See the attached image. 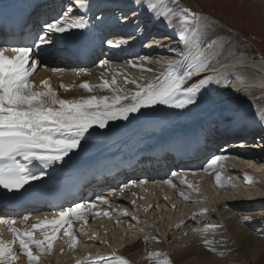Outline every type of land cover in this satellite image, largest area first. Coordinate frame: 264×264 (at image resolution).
I'll return each mask as SVG.
<instances>
[{
	"label": "snow or ice",
	"instance_id": "1",
	"mask_svg": "<svg viewBox=\"0 0 264 264\" xmlns=\"http://www.w3.org/2000/svg\"><path fill=\"white\" fill-rule=\"evenodd\" d=\"M173 3H178V0H173ZM134 6L141 9L142 13L148 14L150 21L163 22L161 21L163 17V20L168 22L167 27L176 31L183 45V51L178 53L180 60L163 62L167 64L164 72L147 85L137 84L139 90L131 94L123 93V90L117 88L112 90L111 97L91 95L86 99L64 100L58 97L48 81L41 82L44 89H47L45 91L34 87L30 80L40 62L38 57L41 54V46L51 45L53 49L55 48L54 39L58 38L50 34H63L72 29L85 30L88 28L89 20L86 17L92 9L90 0H70L69 4L65 5L62 17L55 18L53 22H46L43 25V35L37 34L31 46L12 49L17 53L15 56L11 58L5 56L4 49L0 48V188L20 196L46 191L50 187V181L53 180V175L47 169L54 162L64 161L65 157L70 159V154H77L75 150L81 146L82 140L86 142L85 134L94 125L103 129L109 121L128 120L129 114L134 113H139L140 118L149 121L154 119L152 113L157 111V105L183 110L195 104L198 94L211 82L227 87L228 79L219 73L204 76L184 87L194 74L203 72L209 67L208 59L203 58L204 53L199 49L211 50L217 43L216 40L207 42L202 39L210 27L206 22L207 17L187 7L180 8L178 12L171 8L161 11L156 0H134ZM73 12L81 14L76 19H69ZM174 16L180 19L178 28L171 23ZM97 20L102 23L101 17H97ZM83 34L80 33V35ZM108 43L110 47L119 46L113 45L111 41ZM157 46L164 47L162 44ZM193 46L198 50L194 61L190 57ZM44 51L47 52L46 49ZM216 54L213 53L212 56ZM106 63V61H100V66ZM157 63L161 62L157 61ZM125 82L136 84L135 80L129 81L127 78ZM110 83L115 85L116 79L113 78ZM110 83L104 80L98 86H91L84 82L79 87L92 92L94 87L109 88ZM235 90L239 91V89ZM142 109L151 111H142ZM257 119H261L259 114H257ZM18 158L26 163H21V159ZM219 159L221 157H213L208 162L205 171L213 170ZM245 180L251 182L247 175H245ZM215 181L222 186L218 171ZM165 183L171 185L172 181L168 180ZM179 195L185 202H190L188 196L183 193ZM97 200L104 205L109 203L104 197H97ZM95 207L96 204L89 201L76 203L60 211L58 219L45 221L46 224L54 227L51 235L41 233L43 239L34 238L31 231L16 234V229H10L15 234L14 239L11 243L0 241V264H14L17 255L13 252V245L17 241L19 250L26 256L28 264H39L41 254L52 250L61 229H63V235L70 238L69 247H75L77 238L72 232L73 219L86 224L87 220L81 213ZM209 211L214 210L202 209L193 213L187 220H195L197 215H204ZM126 214V212L121 213V215ZM104 215L108 216L109 213L104 212ZM28 218V216L23 217L25 221ZM133 219L135 220L136 217ZM180 226L182 225H177V228ZM32 227L38 229L44 227V224H34ZM214 227L216 226L206 223L203 228L193 229L194 233L201 235L205 247L213 252L216 251L212 248L213 241L207 239L204 233ZM130 230L135 229L130 226ZM81 233L83 234V228H81ZM94 240V236L89 238V242ZM148 240L149 238L145 237V242ZM151 240L159 242L157 237H152ZM101 243L106 244L107 241H101ZM157 255H159L157 252L148 253L149 258ZM77 264H129V261L112 253L108 257H100L87 262L78 261ZM159 264H171V262L165 259Z\"/></svg>",
	"mask_w": 264,
	"mask_h": 264
},
{
	"label": "bare ground",
	"instance_id": "2",
	"mask_svg": "<svg viewBox=\"0 0 264 264\" xmlns=\"http://www.w3.org/2000/svg\"><path fill=\"white\" fill-rule=\"evenodd\" d=\"M108 1L112 4H115L117 0L116 1H114V0H102V2H104V3H107ZM121 1H125V0H121ZM129 2L132 3L131 4V8L133 9L132 14H130L131 16L129 18H125L126 19L125 21L119 23V24H123V25L125 24L128 26V27H124L123 29H121L122 35L125 36L124 38H121L122 40L118 39V41H120V44H121L120 47L121 48L129 47L130 43L135 42L136 38L141 40L144 37L142 34H144L146 32L145 28L149 27L151 25L154 26L157 31L161 30L162 32H167L166 34H168V36H169L168 37V36H165L166 34L163 35V34L159 33L158 34L159 37L152 36V38H153L152 42H150V40L148 39L147 43H149V44H147L143 50L138 51V49L140 48L139 46H135L134 48H132L129 51V53L127 54V55H130L129 59L134 58L136 56L142 57L141 59L133 61L135 63H132V62L128 63L127 62V63H124L123 65H121L119 63L118 64H113V63L112 64H109V63L104 64V66H103V67H105L104 72H108L107 74L109 76H111L112 78H116L115 77V76H117L116 70L119 69L118 73L121 75H124L125 77H127V79H130V80L133 78H134V80L137 79V81L135 80L136 84L133 85L134 86L133 89H130L131 87L130 88L129 87L124 88L123 85H122V87L120 86L122 89L119 88V89L123 90V93L131 94V93H134L135 91H137L136 90V89H138L137 84L147 85L149 82H151V77H154L153 76L154 74H150L149 72L158 73L160 70L164 71L167 68L166 63H164V65L162 67L161 63H156V65H155L154 64L155 62H153L151 60H154V58H157L158 60H155V61L161 62L159 54L162 53L164 50H167V52H168L165 55V61L180 60L181 57L178 55V53L183 51V46H181L182 44L177 37L176 31L172 28L167 27L168 22L164 21L163 17H161V21H163V22L150 21V19L145 21L144 16H148V14L142 13L141 9H138L136 6H134V2H132V0ZM253 2L255 4H261L262 10H264V0H253ZM157 6L159 7V5H157ZM119 8L124 9L125 8L124 4L120 5ZM164 9L165 8H163V9L160 8L161 11H163ZM117 13L118 12H116L115 14H117ZM101 18H102V22L104 24L109 22V20H105L103 17H101ZM146 19H148V18H146ZM116 22L117 21H115L113 23V25H115ZM142 23H143V25H141ZM95 24L97 27V23H95ZM172 25L176 28L179 27L178 24L176 25V23L172 24ZM130 32L136 33L135 36H132L130 38V35H129ZM160 37H164V41L162 43L165 44L166 46L172 44L174 46L176 45V47L175 48L169 47L168 49H162V47L157 46L156 39L157 38L159 39ZM218 37H219V35H218ZM112 41H115V40L112 39ZM158 41H161V40H158ZM170 49H174L175 51H171ZM193 52H195V51H193ZM245 53L240 52V53L232 54L229 57L225 58V60H220L219 62L216 61L217 63L213 62L215 64H211L203 72H199V73L194 74L191 77V79L188 80L184 85V87H187L188 85H190L194 81H197L198 79H200L204 76L219 73L224 78L228 79L229 82H228L227 87H225L223 84L218 85L215 82H211L209 85H207L205 87L204 90H202V92L200 94H198L197 102L193 105H189L187 108H185L183 110L170 108V107L164 106V105H157L156 106L157 111L155 113H152V115L154 116V119L149 120V121H145V120H143V118H140L139 113H134V114H129L128 120L109 121L107 126L103 129H97L98 126H93V128H90L88 133L85 134L86 135V142L83 140L81 142L80 147L82 149L80 150L81 151L80 155L76 156V157L70 156L71 157L70 159H69V157L65 158L64 162L62 164V168L74 167L76 165L78 159L80 158V156L83 157L84 161L90 160L91 159L90 152H89L90 147H92L95 150H98L101 148L102 149L106 148V150L104 151L103 154H105L108 159H114L116 162H118V155L120 156V153H122L124 155H125V153L131 152V151H134L137 153V151L135 149H133V147L131 146V144L134 141L140 143L143 139H145L146 141L151 142L153 147L157 148L160 145V142L158 140L162 137L161 136V134L163 133L162 131L165 128V126H167V125H177L178 127L177 128L175 127V129L172 130L173 132H168V133H170V135L166 134L165 144L163 145V147H166V145H167L166 139L169 138L171 135L174 136V138H175L174 140H175V143L177 145L182 143V145L179 146V150H178V154L180 156H183L185 154L186 150L183 149L184 146H185V148L187 146L190 147V151L192 153H199L201 151V148L204 149L206 144L208 142H211L212 140H214L215 137L221 138V139L226 137L224 139V142H225L224 145H227V150H230V152H227V151H224L221 153L218 152L219 154L217 157H221V159H219L217 161V164L213 170L205 171V168L207 167L206 166L205 168H202L199 171H196L195 173L180 174V175H182V176H180V178L183 177L182 180L184 183L187 182V180H189L190 178H195V180H196L195 187L197 188V190L200 189L199 193H201V194H207L209 191H211L210 189H213L212 191H214L215 194H217V193L220 194L219 197H221V195H222V199H224L225 196H230V195H231V197L236 195V197H238V198H239V196L244 198L245 194H248L250 199L256 200V202L255 201L253 202L256 204H253L252 206H248L249 202L246 199L247 203L246 202L235 203V204H239L240 206L238 205V206L232 207V206H227V204H234V203L230 202V200H227L225 198L226 200L223 202V205H222V202L220 205L218 204L219 207L217 208V212L220 213V211H222V210L225 211V206L229 207L230 211L223 213L221 215V217L219 218V220H221V218H223L225 216L228 217V218H226L225 224L223 227L226 228L227 230H233L235 236L237 235V236L242 237V239H239L236 244H237L238 248L241 249L240 251L244 252L245 257L247 254H249L251 262L252 261L253 262L254 261L259 262L260 257H261L260 255L264 252V242L261 241L259 238H256L255 236L248 234V230H244V228H242L241 223H239V220L240 219L244 220V218H248L247 221H249V222L254 221L252 218L255 216L248 215L246 212L247 211L248 212L257 211V210H260V208H264L263 207V205H264L263 204L264 203L263 202L264 201V185H263L264 184V163H258L259 162L258 160H255L254 158L249 157V156H251L250 154H252L253 150H255V149L259 150V148L263 147L262 142L264 141V139H263L264 138V131H260V130H264V122H262V121H264V115L262 113H261L262 115H260L258 111L254 110L253 107L244 106L242 104H241V106L237 105L235 107H233L234 106V104H233V106H232L233 108H230L229 107L230 105H229L228 107L230 109L225 110L224 112L220 111V113H218L217 115H213L212 113H208L206 115L203 113V109L205 107H208L211 105L212 106L215 105L217 107V104H220L221 102H223L225 104L231 102V104H232L234 101L233 99L235 97L236 98L240 97L249 91H256L257 90V91H262L264 93V56L262 54H259V56L257 58H253L255 56L252 57L249 54H245ZM196 56H197V54H195V53L191 54L192 59H195ZM129 59H125V60H129ZM117 61H122V60H117ZM100 67L102 68V66H100ZM64 74H67V75H64ZM114 74H116V75H114ZM119 74H118V76H119ZM60 75L62 76V78L60 80H65L68 78L77 77V74L72 73V72H64V73L62 72V73H60ZM68 75H70V77H66ZM103 75H105V74H103ZM42 76H43L42 79L47 78L48 73L47 74L43 73ZM119 77H121V76H119ZM142 77H144V79H142ZM141 79H142V81H140ZM138 80H139V82H138ZM101 81H102L101 83H103L104 80H101ZM119 81H120V78H119ZM119 81L116 80L115 85H111V83L109 82L110 86H113V88L118 87L119 84L117 82H119ZM126 84H128V83H126ZM80 85H75L76 88L73 87V90L76 91L74 93V95L78 94L77 96L79 99L81 96L82 97L91 96V95H89L90 92L79 87ZM50 87L52 88L51 85H50ZM42 89L46 91V89H44L43 86H42ZM235 89H239V91H236ZM53 90H55V89H53ZM79 90H82V91H79ZM102 90H104V91L99 92V90H97V92H99V93H104V92L110 93L109 97H111L113 95V91L111 88H108V89L105 88ZM78 92H80L81 94ZM60 99H62V98H60ZM63 99H65V98H63ZM73 100H75V98ZM235 102H236L235 104H237V100ZM124 103H127V101H124ZM142 111L150 112L151 110L150 109L149 110L142 109ZM195 112H198L199 114H201V115H199V117L200 116H202V117L201 118H199V117L192 118L194 116L193 113H195ZM257 114H259L261 119H257ZM195 115H197V114L195 113ZM218 117H222V118L220 119ZM216 122H220V124H218V126L216 128V129H218L216 134H219V135L223 134L221 136H219V135L214 136L213 133L210 132V128H211L210 124L211 123L215 124ZM111 123H116V124L112 125ZM112 126H116V127L114 128V132L109 133L110 137L102 134V132L104 130H107L108 127H112ZM244 126L247 129H250V130H253L254 132H257L258 137L260 136L259 138H256L255 141H257L258 139L261 140V138L263 140H261V142H256L257 145L254 144V145H256L254 147L248 146V148H246L248 150L243 151L242 152L243 155H240V152L242 150V146H236V145H238V143H243L244 140L247 141L248 139L246 137H242L243 140L240 139L239 140L240 142H238V143H237L238 139H236L233 142H229V143H228V141H230V140H228V139L230 138V135H233V134H231L233 131L244 129L245 128ZM231 127H234V130L230 129ZM92 132L95 134V136L90 134ZM261 134H263V136ZM218 141H219L218 139H215V141H213V143H215V145H216L218 143ZM224 142H222V143H224ZM141 143H143V141ZM124 155H123V157L125 158ZM252 155H254V154H252ZM256 156L258 157V155H256ZM90 161H92V159ZM159 162H162L161 158L159 159L157 164H159ZM263 162H264V157H263ZM101 163L102 162H99L98 164H101ZM229 166L231 168H229ZM223 169L225 172L223 171ZM217 171L220 173L221 180H223V179L228 180L227 182L231 181V180H229V179H231V176L229 173H233L232 175L234 176L235 175L234 173H237L238 171L242 172V174L244 176L247 175L249 177L250 181H252L254 184L249 182L251 185L250 186L251 188H248L247 190H245V189L242 190L243 187H241L239 185L238 186L241 187V189H239V187L237 188L236 186H234L233 190H235V193H232V194H229L227 192L228 189L225 190L226 188L225 189L221 188L220 190H222V191H220L219 189H216V187L210 185L209 182L206 180V177L210 176V177H213V180L215 181V176L217 174ZM235 176H237V175H235ZM178 178L179 177H177V180H178ZM232 179L235 180V179H237V177L236 178L232 177ZM243 180H245V178ZM255 180H256V182L261 181L262 184L261 183H258V184H261L262 186L258 185V187H253V185H257L254 182ZM171 181H172V184L170 185V187H173L175 180L171 179ZM178 181H181V180L179 179ZM244 183H245V181H244ZM160 184L161 185H157V186L156 185L154 186V183H153V185L146 184V183H142L140 185L134 184V187L128 191L123 190V191L116 192V194H114V195L104 196V198H107L109 201V203L107 205L101 204V203H99V201H95L94 202L96 204L95 208L91 209L90 211H84L81 214L85 216L87 223L89 220H92V222L94 223V222H97L101 219H104V220H101V222L102 221L108 222V227L106 226L107 228H105V231H107L106 229H110L109 222L116 223V226L119 225V223L117 222L116 218H114L111 211L114 210V213H116V214L121 213L122 211L128 212L130 209V207H129L130 201H131V203H133V201L136 198L137 199L140 198L141 201L138 202L137 204L138 205L140 204V208L143 209V207H141V204H142V206L145 205V203L147 202V200L149 199V197L152 193L151 191H153V190L162 191L163 189H169L170 188V187H165L163 183H160ZM165 184H168V183H165ZM234 184L236 185V183H234ZM238 184L242 185V181H239ZM244 186H245V184H244ZM246 187H247V185H246ZM208 188H209V190H208ZM145 189H146V191H145ZM141 191H144V192L142 195H139ZM191 191H194V190H191ZM162 193L165 197L170 196L172 198V195L169 192H168L169 194H166L167 192H164V191ZM195 193H197V192H195ZM214 193H211L210 195L213 196L212 194H214ZM154 197L158 198V196L156 194ZM214 197H216V196H214ZM219 197H216L215 199L219 200ZM230 199H232V198H230ZM233 199H234V197H233ZM253 200H251V201H253ZM219 201H221V198ZM169 202H170V204H172V200H170ZM250 204H252V203H250ZM172 205H174V204H172ZM180 205L182 206V204H180ZM132 206H134V204ZM162 206L164 207V212L161 211L162 213L168 214L171 212L172 208H168L165 204H162ZM215 207H216V205H215ZM191 208H192V206L190 208L186 207L185 211H187V209H191ZM182 209H184V208H182ZM144 210H145V208H144ZM227 210L228 209L226 208V211ZM195 211L198 212L199 210L195 209ZM104 212H108L109 215L105 216ZM189 212H190V210H189ZM156 213L158 214L159 212H156ZM192 213L193 212H191L190 215H188V217L191 216ZM206 215L207 214H204L203 216L197 215V217H199L197 219L202 221L205 219ZM161 216H162V214H161ZM28 217L29 218L26 221L22 218L21 220H19L18 222L15 223L16 225H18V224L20 225V229L14 228V229H16V234L31 231V232H33L34 238L39 237L40 239H43V236L41 235V233H46L48 235H51V230L54 227L51 224H46L45 221H50L54 218L58 219L59 218V212L54 213V214H42L40 216H32V217L28 216ZM34 217H36V218H34ZM188 217H184L182 222L186 221ZM207 217H206V219H207ZM31 218H34V219L31 223H29ZM206 219H205V221H206ZM250 219H252V220H250ZM257 219H261V218H257ZM195 221H197V220H195ZM221 221H223V220H221ZM11 224H14V223H11ZM34 224H44V227L34 229L32 227V225H34ZM86 224L83 221H78V220L73 219V227H72L73 234L76 233L77 231H80L81 228H85ZM11 226L12 225L9 226V234L10 235L7 234V239L6 240H0V241H3L5 243H11L13 241L15 234L10 230V229H13ZM25 226H26L25 229H21V227H25ZM100 226H102V224ZM175 226H177V225H175ZM111 227H112V225H111ZM217 228H220V227L217 226ZM89 230H94L93 233L97 237L98 236L100 237L103 234L102 232H100L95 227H92V229H89ZM121 230H123V229H121ZM228 233L229 232H227V234ZM222 234H223V232L222 233L218 232V235L222 236ZM243 234H244V236H241ZM118 235H119V233H118ZM126 236H127V234H126ZM129 236H131V235L129 234ZM230 236L232 237L231 232H230ZM111 237H113V236H111ZM117 237L119 238V236H117ZM101 239H103V238H101ZM220 239H221L220 242L222 243L224 241L223 236ZM68 240H69V237L64 236L63 235V229H61V232L57 234V239L54 241L53 248L58 247V245L62 246V244H64ZM88 240H89V238H88ZM126 241H127V239L125 238L124 242H126ZM161 241L162 240H159V242H156V241L149 239L147 242H145V239L142 240V238H138L137 241L129 243L128 245H125L123 248H122V246H120L119 247L120 251H118L117 253L120 256L127 259L129 261V264H159L160 261H163L165 259L170 260L171 264H220V262L222 260H221V258H219L218 252H220V250H223L224 245L227 246L226 251H229L228 247L231 246V245H229L230 243H228V244L227 243L220 244V242L213 243L212 248L216 249V251L213 252V251L209 250L208 248H206L205 245L203 244V241H200L199 239H195L193 241H190L188 239L186 241V243L182 242V240L179 239V240H175L171 244V246H168L169 254L164 255V252H163V257L160 258L159 255L162 253V249H166L164 243ZM83 242H85V241H83ZM145 245L146 246L148 245V248L147 247L145 248L144 247ZM149 249H151L152 252L159 253V255L153 256L151 258L147 257L146 254L149 252L148 251ZM59 250H57V252L55 251L56 252L54 255L55 258L53 257L54 262H55L56 255L59 252ZM17 251H20L18 241L13 245V252L17 253ZM33 254L34 255L36 254L34 248H33ZM51 254H53V253H51ZM20 255H21V257H23L27 260L26 256H24L21 252H20ZM219 255H221V254L219 253ZM16 261H17V259L14 261V263H17ZM43 262H44V259L41 258V261H39V263L43 264ZM82 262H84V261H82ZM227 262L228 261H226V262L224 261L223 263L227 264ZM58 263L59 262H57L56 264H58Z\"/></svg>",
	"mask_w": 264,
	"mask_h": 264
},
{
	"label": "rangeland",
	"instance_id": "3",
	"mask_svg": "<svg viewBox=\"0 0 264 264\" xmlns=\"http://www.w3.org/2000/svg\"><path fill=\"white\" fill-rule=\"evenodd\" d=\"M127 1H131V0H127ZM132 2H134V0H132ZM156 3H157V5H159V7L161 9L171 8V9H173V11H177V10L179 11L180 8L187 7V8H190L192 11L197 12V13L201 14L202 16L207 17L206 22L210 25V27L207 29L206 34L202 37V39L204 41H207V42L216 40L217 43L214 46V48H212L211 50L201 48V49H199V51L204 53L203 58L208 59L209 66L211 64H215V63L219 62L220 60H225V58L229 57L232 54H236V53H240V52L241 53L246 52V54H249L252 57L255 56L253 58H257L259 56V54H262L264 56V10H262L261 4H255L253 2V0H178V3H173V0H156ZM172 21L174 23H176V25L177 24H178V26L180 25V19L178 16H174ZM217 34L219 35V37ZM165 36H168V34H166ZM164 37H160L159 39L158 38L156 39V42H159L160 44L164 45V47H162V49H168L169 47H174V48L176 47V45L174 46L172 44L167 45V46L165 44H163L162 42L164 41ZM120 40H122V39H120ZM157 40H161V41H157ZM151 42H152V40H151ZM157 45H159V44H157ZM181 46H183V45H181ZM193 51H195V52H193ZM197 51H198L197 48L195 46H193V48L191 49V52H190V57H191L192 53L197 54L196 53ZM166 53H168L167 50H164L162 53L159 54L162 67L164 65L163 62H165ZM213 53H217V54L213 57L212 56ZM139 59H141V58H139ZM135 60H138V59H129V60H124L123 62L122 61H113V64L119 63V64L123 65L124 63H127V62L128 63H130V62L135 63V62H133ZM155 60H158V59L154 58V60H151V61L155 62L154 64L156 65L157 61H155ZM194 60L195 59H193V61ZM213 62H215V63H213ZM107 63H109V62H107ZM109 64H112V63H109ZM103 66H102V68H103ZM102 68L100 67V69H102ZM116 71H117L116 72L117 76H115L116 77L115 79L117 81H119V78H120V81L117 82L119 84V86L114 87V88H113V86H110L109 88H111L112 90L115 88L119 89L123 85L124 88L125 87H129V88L131 87L130 89H133L134 84L133 83L126 84L124 79L127 77L119 74L118 73L119 69H117ZM62 72L48 73V77L50 78V75L54 76L55 79L50 78V80H52L53 82L56 80V82L61 83V86L62 85L64 86V87L60 86L61 92L60 93L58 92L57 94H58L59 98H62V99L65 98L67 100H73L74 98L75 99H79V98L76 95L73 96V95L66 94L63 89H70V90H72L73 93H75L76 91L73 90V87L76 88L75 85H80L84 82H87L91 86H96L98 83L102 82L101 80H107L108 79V81L111 82V80L113 79L111 76H109L107 74L108 72H104L103 74H105V75H103V74H102L103 76L100 75L99 76L100 80L96 81L92 75V72H93L92 71V72H86V73L80 74V75L77 74V77H75V78H68L65 80H60L62 78L60 73H62ZM162 72H164V71L160 70L158 73L149 72L150 74H154L153 75L154 77H151V82L153 80H155L157 77H159ZM45 74H47V73H45ZM116 74H114V75H116ZM118 74L121 77H119ZM64 75H67V74H64ZM42 77H40V78L42 79ZM66 77H70V75H68ZM142 79H144V77H142ZM142 79L140 81H142ZM127 80L131 81V80H134V78L131 80L130 79H127ZM135 80L137 81V79H135ZM138 82H139V80H138ZM52 86H53V89H55V86L54 85H52ZM97 90H99V92L104 91L99 87H94V90L92 92H90L89 95H97L98 97L99 96H110V93H107V92L99 93V92H97ZM136 90L138 91L139 89H136ZM79 91H82V90H79ZM78 93H80V92H78ZM80 98L86 99L88 97H82L81 96ZM233 100L234 101L232 104H231V102L227 103V104L221 102L220 104H217V107L215 105L205 107L203 109V113L206 115L208 113H212L213 115H217L218 113H220V111L224 112L225 110L233 108L237 105L241 106V104H242L244 106H251L254 108V110L258 111L260 115H262V114L264 115V93L262 91H257V90L256 91H249L240 97H237V98L235 97ZM236 100H237V104H235ZM233 104H234V106H233ZM195 113L197 115H195ZM195 113H193L194 116L192 118H196L199 115H201L198 112H195ZM218 118L221 119L222 117H218ZM121 121H124V120H121ZM175 127L177 128L178 126L172 125V126H169V128L166 130H170L172 128L175 129ZM164 131H165V128L163 129L162 132H164ZM260 131H264V130H260ZM261 135L263 136V134H261ZM240 139H242V138H238V141ZM263 139L261 138V140H263ZM248 141L252 143L253 140L251 138ZM262 143H263V147L259 148V150H258L259 152H257L258 154L252 153L254 155L250 154L251 156H249L251 158H254L255 160H258L259 161L258 163H264L263 162L264 141ZM256 155H258L259 158ZM229 168H231V167L229 166ZM229 174L231 176V179H229V180H231V181L227 182L228 180H225V179L221 180L222 186H220L216 183L218 185V188L216 187V189L220 190L221 188H224V189L226 188L225 190L228 189L227 192L229 194H232V193H235V190H233L234 186H236L237 188L239 186H241V187H243L242 190L243 189L247 190L248 188H251L250 183L247 182L246 180H243L245 178V176L242 174V172L238 171L237 173H234L237 176H235V175L233 176L232 175L233 173H229ZM232 177H234V178L237 177V179L234 180V179H232ZM179 179L181 181H178ZM176 180H177V178L175 179V184H177V186L174 184L175 186H173L172 190H170V194L172 195V198L170 196L165 197L163 195V193L159 194L158 191L153 190V191H151L152 193L150 192L151 195H150L149 199L147 200V202L145 203V205L142 206V204H141V207H143V209L140 208V204L139 205L137 204L138 202L141 201L140 198L139 199L136 198L133 201V203H131V201H130V206H129L130 209L128 212L126 211V213H127L126 215H121V213H123L125 211H122L121 213H118V214L114 213V210L111 211V213L113 214L114 218H116L119 225L116 226V223L109 222L110 229H106L107 231H105V228L108 227V222H104V221H102L103 223L101 222V220H104V219H101V220L94 222V223L92 222V220H89L88 223L86 224V227L83 228V234L81 233V230L77 231L76 232L77 234L74 233V235L77 238V243H76L75 247L70 248L69 244H68V241H69L68 240L64 244H62V246L58 245L59 248L55 247L52 249L51 252L41 254L40 257L42 259H44L43 264H56L57 262H59L58 264H76L78 261L87 262L89 260H95V259H98L100 257H108L112 253L116 254V252L120 251V248H119L120 246H122V248H123L125 245H128L129 243L137 241L138 238H142V240H144L145 237H148L149 239H151L152 237H157L159 240H162L161 242L164 243L166 249H162V253L159 255V257L161 258V257H163V252H164V255L169 254L168 246H171V244L175 240L181 239L182 242H185V243L188 239L190 241H193L195 239H199L200 241H203L202 238H200L201 235L199 233H194L193 229L194 228H203L206 223L216 226L214 228L209 229L207 232L204 233V236L207 239L212 240L213 243H217V242L221 241L220 238L223 236L224 241L222 243H224V244L230 243L229 245H231L228 247L229 251H226L227 246L223 244L224 245L223 250H220V252H218V256L222 260L220 262V264H224L223 263L224 261L225 262L228 261L227 264H264V252L260 255L261 257H260L259 262L258 261L257 262L256 261L251 262L249 254H247L245 257L244 252L240 251L241 249H239L237 244H236L239 239H242V237L237 236V235L235 236L233 230H227L226 228L223 227L225 224V220L228 217L225 216V217L221 218V220H223V221L219 220V218L221 217V215L223 213L230 211L229 207H227V206L235 207V206L239 205V204H235V203L246 202L247 200L249 202V205L248 204L247 205L252 206L253 204H256V203H253L254 201L256 202V200L250 199L248 194H245L244 198L240 197V196L238 198V197H236V195L232 196V197H231V195L225 196V198L227 200H230V202H232L234 204H227V206H225V211L222 210L223 212L220 211V213H218L217 212V208L219 207L218 204L220 205L222 202V205H223V202L226 200L224 197H223L224 199H222V195H221V197H219L220 194H218V193H217L218 195L215 194L214 191H212L213 189H210L212 192L209 191L207 194H201V193H199L200 189L197 190L193 186H191V188L186 187L185 183L182 181V178L179 177L178 180L177 181ZM239 181H242V185L238 184ZM244 181H245V183H244ZM254 182L257 185H253V187H258V185L262 186L261 181L256 182V180H255ZM181 183H183V185L179 186V184H181ZM234 183H236V185ZM243 183L245 184V186ZM251 183L254 184L252 181H251ZM258 183H261V184H258ZM209 184L212 185L211 183H209ZM246 185H247V187H246ZM241 187H239V189H241ZM190 189L194 190V191H191ZM208 190H209V188H208ZM126 191H128V190H126ZM220 191H222V190H220ZM195 192H197V193H195ZM180 193H183L186 196L188 195L190 202H185L182 199V197L179 195ZM211 193H214V194H212L213 196L210 195ZM155 194L158 196V198L156 197L157 199L154 197ZM166 194H169V193L167 192ZM214 196L219 197V200L221 198V201L215 199L216 197H214ZM160 197L163 200H161ZM233 197H234V199H233ZM165 198H167V199H165ZM230 198H232V199H230ZM170 200H172V204H174L175 207H173V205L170 204V202H169ZM251 200H253V201H251ZM177 201H179V202H177ZM250 203H252V204H250ZM133 204H134V206H132ZM162 204H165L168 208H172L171 212L168 214L162 213L161 211L164 212V207L162 206ZM180 204H182V206ZM215 205H216V207H215ZM191 206H192L191 209H187V211H185L186 207L190 208ZM263 207H264V205H263ZM144 208H145V210H144ZM182 208H184V209H182ZM205 208H210V209L214 210L212 212L209 211L208 213H206L207 215L205 216V219L208 216L206 221H205V219L201 221V220L197 219L199 217L196 216L195 220H197V221L187 220L186 223H185V221L182 222L184 217H188V215H190L191 212L195 213L196 212L195 209L200 211V210L205 209ZM226 208L228 209L227 211H226ZM189 210H190V212H189ZM156 212H159V213L157 214ZM246 213L248 215L255 216L252 218L254 221L249 222V221H247L248 219H244V220L240 219L241 221L239 220V223H241L242 228H244V230H248V234L253 235L256 238H259L261 241L264 242V208H260V210H257V211H250V212L247 211ZM161 214H162V216H161ZM133 217H136V219L134 220ZM257 218H261V219H257ZM252 219H250V220H252ZM141 221H145L146 224L142 225ZM101 224H102V226H100ZM111 225H112V227H111ZM175 225H182V226L177 228V226H175ZM130 226H131V228H133L135 230H130V228H129ZM217 226H219L220 228H217ZM92 227H95L100 232H102L103 233L102 236L97 237L93 233L94 230H89V229H92ZM21 229H22V227H21ZM121 229H123V230H121ZM141 229H143V231H141ZM218 232L219 233L223 232L222 236L218 235ZM227 232H229V233L227 234ZM230 232H231L232 237L230 236ZM118 233H119V235H118ZM126 234H127V236H126ZM129 234L131 236H129ZM93 236L95 237V240L92 242H89L88 238L93 237ZM111 236H113L114 238ZM117 236H119V238ZM241 236H244V234ZM101 238H103V239H101ZM125 238L127 239L126 242H124ZM83 241H85V242H83ZM101 241H107V243L104 244V243H101ZM222 243L220 242V244H222ZM144 247L148 248V245L147 246L145 245ZM57 250H59V252L57 253L56 259L54 262V258H55L54 255L57 252ZM148 251L152 252L151 249H149ZM51 253H53V254H51ZM219 253L220 254L223 253V254L219 255ZM147 254H146V256L148 257ZM41 258L39 261H41ZM23 259L24 258L20 256L19 259L16 261L17 263H14V264H28V261L26 259L25 260H23ZM39 264H42V263H39Z\"/></svg>",
	"mask_w": 264,
	"mask_h": 264
}]
</instances>
